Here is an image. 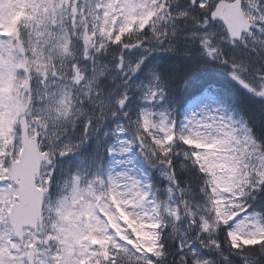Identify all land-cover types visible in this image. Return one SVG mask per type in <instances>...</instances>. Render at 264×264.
Masks as SVG:
<instances>
[{
    "label": "snow or ice",
    "instance_id": "obj_1",
    "mask_svg": "<svg viewBox=\"0 0 264 264\" xmlns=\"http://www.w3.org/2000/svg\"><path fill=\"white\" fill-rule=\"evenodd\" d=\"M0 264H264V0H0Z\"/></svg>",
    "mask_w": 264,
    "mask_h": 264
}]
</instances>
